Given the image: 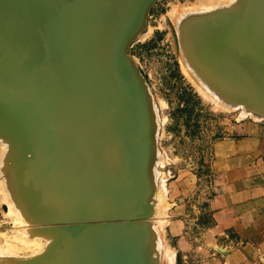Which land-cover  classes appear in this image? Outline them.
I'll return each mask as SVG.
<instances>
[{"label": "bare ground", "instance_id": "1", "mask_svg": "<svg viewBox=\"0 0 264 264\" xmlns=\"http://www.w3.org/2000/svg\"><path fill=\"white\" fill-rule=\"evenodd\" d=\"M107 1L92 0L89 13L83 21L81 19L84 16V4L81 0L0 1V133L7 135L9 141L14 143H11L14 161L19 158L25 163L21 166L13 165V193L18 202L33 212L39 206L47 208L46 213L51 215L52 222L60 221L66 212L80 214L83 211L89 217H94L101 205L100 191L119 192L122 188H133L141 181L143 184L148 182L149 150L147 151L145 142H126L129 132L127 130L129 125L133 128V120L128 121L127 111L118 107L120 101L114 82L119 77L116 72H105L104 75L99 72L105 62L103 55H106L107 39L114 24L127 9L129 0H113L109 6ZM263 8L264 0L261 3L255 0L252 11L254 15L262 17ZM246 13L249 11L246 10ZM206 18H202L194 29L184 31L191 57L193 53L198 54L207 48L209 44L206 42L212 38L211 32L224 29V24ZM77 23L79 24L76 25ZM261 31L264 36L262 27ZM199 32H205V35L196 40ZM186 34H189L188 39ZM248 38L252 42L247 43L243 53L247 58L243 60L241 67L245 80H249L252 87L251 90L248 89L260 97L251 93L246 95L264 102V86L258 84L264 82V75L260 74L264 73V47L253 42L256 38L253 34ZM81 42L85 44H80ZM126 44L127 41L124 45ZM70 47H73V50H69ZM225 47L220 48L221 54ZM84 54L85 60L92 59L81 61ZM202 54H198L197 58H202L203 56L199 57ZM225 54L230 53L222 55ZM205 56V60H201L208 63L210 58ZM236 56L232 57L237 58ZM234 61L228 62L230 65L231 62L237 65ZM209 62L213 63L212 60ZM226 63H223V67L228 66L231 69ZM128 64L135 73L134 67L129 62ZM216 65L219 66L218 61ZM250 66L254 67L255 72L250 71ZM235 73H238V69ZM6 111L10 115L2 118ZM134 137L138 138L137 135ZM16 144H20V147ZM23 147L31 149V160L25 161L26 157L23 158ZM122 157L123 161L117 169V161ZM145 159L146 183L142 170ZM115 182L117 184L113 186ZM108 201L113 204L114 199L109 196ZM9 206L11 209V205ZM15 219L24 223L19 214H15ZM147 229L149 230V227L141 231V239L144 238V233L146 235L148 232ZM53 236L54 234L52 238ZM60 236L57 241L62 242L65 238L66 240L62 250L57 251V256L51 255L53 242L52 247L50 246L46 253L43 252V256L25 260L23 264H97L102 242V234L98 229L92 228L84 235L78 232L69 235L64 228ZM32 242L35 243V240ZM142 242L143 240L138 263L147 264L149 261L144 257L147 250ZM119 247V244L112 245L113 249ZM130 254L131 251L127 250L125 264H134L129 260ZM0 264H3L2 260Z\"/></svg>", "mask_w": 264, "mask_h": 264}, {"label": "rangeland", "instance_id": "2", "mask_svg": "<svg viewBox=\"0 0 264 264\" xmlns=\"http://www.w3.org/2000/svg\"><path fill=\"white\" fill-rule=\"evenodd\" d=\"M254 5L255 0H154L129 42L126 56L145 89L151 123L147 176L150 184L148 188L151 189L148 200L152 207L145 219L149 227V239L146 237L147 233L142 236V244H145L147 250L144 257L149 261L147 264H182L180 252L175 250L174 241L166 233L167 213L172 206L171 200L176 188L190 187L194 178L205 174L211 144L218 138L230 135L232 126L238 123L264 126V108L258 107L264 105V102L252 99L253 97L248 101L237 98L243 96V93L260 97L250 91L252 87L249 80H245L242 68L243 60L247 58L243 53L247 43L252 42L249 36L253 34L256 37L253 42L264 47L260 27L264 20L260 15H254ZM246 10L249 11L248 14H245ZM206 17L225 25L223 30L211 32L212 41L207 40L209 45L201 50L205 53V58H210L208 63L201 60L204 57L201 52L198 54H202L199 56H203L202 58H197V53L196 57L194 53L191 57L184 32L194 29ZM204 35L205 32H199L195 39L199 40ZM188 36L189 34L187 39ZM221 37L223 41L220 40ZM222 47H225L222 54H230L222 55ZM233 55H237V58H233ZM226 56H230L228 59L231 61L235 59L234 63L238 67L233 62L230 65ZM221 57H224L223 62ZM210 60L212 64H209ZM223 63L229 64L231 69L226 65L223 67ZM240 68L242 71H239ZM250 69L255 72L253 66ZM5 114L3 113L2 118L10 115L7 111ZM9 140L7 135L0 133V260L3 264H23L43 256V252L46 253L53 242L51 255L57 256V251L62 250L66 240L57 241L64 225L62 222H52L51 215L46 213L47 208L39 206L33 212L16 200L13 193V165L21 166L25 163L19 158L14 161V143ZM16 146L20 147V144ZM29 155L31 154L27 153L23 158ZM184 194L186 197L183 199L193 201L190 190ZM195 198L194 204L199 200L196 195ZM15 214H19L24 223L18 222Z\"/></svg>", "mask_w": 264, "mask_h": 264}, {"label": "crops", "instance_id": "3", "mask_svg": "<svg viewBox=\"0 0 264 264\" xmlns=\"http://www.w3.org/2000/svg\"><path fill=\"white\" fill-rule=\"evenodd\" d=\"M229 134L211 144L205 174L172 195L166 233L182 264H264V126ZM189 190L197 203L183 199Z\"/></svg>", "mask_w": 264, "mask_h": 264}, {"label": "water", "instance_id": "4", "mask_svg": "<svg viewBox=\"0 0 264 264\" xmlns=\"http://www.w3.org/2000/svg\"><path fill=\"white\" fill-rule=\"evenodd\" d=\"M81 1L84 4V16L82 17L83 19H81V21H83L85 16L89 13L92 0ZM112 1L113 0H108L107 5L109 6ZM153 1L154 0L128 1L127 9L121 18L116 22V24L113 23L114 26L112 32L106 43V55H103L105 62L101 68H99L100 75H104L103 73L105 72H108V74H113V72H116L117 77H119V79L116 78V82H114L116 84L115 86L119 97L118 100L120 101L118 107L120 109L124 108V110L127 111L128 121L129 119L133 120V128L128 124L129 130L127 131L130 133L128 132V138L126 139V142H145L147 151L149 150L151 144V123L147 110V100L144 93L145 89L142 87L138 76H136L133 69L129 66L126 51L131 38L134 36L137 27L144 21L147 11ZM262 20H264V14L262 16ZM78 24L79 23L76 25ZM260 27L264 29V24H262ZM64 35H61V37ZM92 36L93 35L91 33L90 42ZM126 41L127 44L125 46L124 44ZM99 42H101V40ZM80 44H85V42H81ZM96 44L97 42L94 44L95 47ZM124 46L126 48L125 53L123 52ZM69 50H73V47H70ZM85 51H87V45L85 46ZM85 59L86 54L81 56V61ZM89 59L92 58H87L85 62H87ZM258 84H260L259 86H264L263 81L259 82ZM237 98H245L247 101L249 99L248 95L238 96ZM259 101L262 102V100ZM258 107L264 108V105H258ZM135 135L138 136L137 139L134 137ZM27 153H30L31 155L26 156V159L31 160L33 157L31 149L28 147H25L24 149L23 147V154L26 155ZM122 161L123 157L117 161V169L120 166L119 163ZM142 170L144 181L146 183V159L142 164ZM123 181H125V179ZM116 184L117 182H115L113 186ZM142 184L143 182L141 181L133 188H122L121 190H118L119 192L116 190L110 192L107 190H102L100 191L99 196L101 205L99 206V209L94 217H89L83 213V211L80 214L66 212L63 213L62 219L58 222L63 223L64 228L67 232H69V235H73L75 232L84 235L87 234L92 228L99 230V233L102 234V242L100 252L97 256V264H125V253L127 250L131 251L129 260H132L134 264H139L138 259H140L139 255L142 241L141 231L148 227L147 221L145 219L151 213L152 207L148 200L151 190L148 188V182L146 184ZM109 196L111 199H114L113 204L108 201ZM80 204L82 206L83 202ZM88 228H90V230H88ZM76 237L77 236H72V238ZM108 242L109 244L106 247L105 245H107ZM116 244H119L120 247L118 249H113L112 245L115 246Z\"/></svg>", "mask_w": 264, "mask_h": 264}]
</instances>
